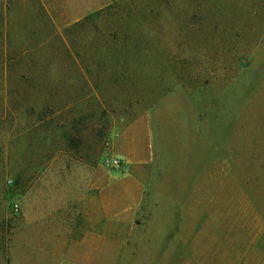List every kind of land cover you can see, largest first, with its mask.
<instances>
[{"label":"rangeland","instance_id":"rangeland-1","mask_svg":"<svg viewBox=\"0 0 264 264\" xmlns=\"http://www.w3.org/2000/svg\"><path fill=\"white\" fill-rule=\"evenodd\" d=\"M0 264H264V0H0Z\"/></svg>","mask_w":264,"mask_h":264},{"label":"crops","instance_id":"crops-1","mask_svg":"<svg viewBox=\"0 0 264 264\" xmlns=\"http://www.w3.org/2000/svg\"><path fill=\"white\" fill-rule=\"evenodd\" d=\"M62 51H60L57 48H52L48 51V60L52 61V60H62V61H66L68 58L65 55V50L62 47ZM71 60V58H70ZM72 61V60H71ZM15 80H19L22 79L19 76L17 78H14ZM44 88L47 91H54V90H60L61 86L60 85H50L47 86L46 84H44ZM97 172L95 170L93 171H86L85 175L89 176V177H96ZM113 177V176H112ZM111 177V178H112ZM109 180V184H107V186L100 190L99 192L96 191V180L94 181H90L88 188H86V191H84L82 194L83 196H81L79 198V201H81V206L79 208L80 212L78 214H74V218L79 216L78 221L77 222H73V224L71 225L72 227V233L73 234H77L79 236H81V233L87 232L88 236L93 234H97V230H98V224L96 223H92V216L95 214L96 211L100 212V215L102 217V224L101 225H105V232H108V227L109 230L113 228V214H114V203H115V196H114V190L113 189V178ZM125 183V185L123 186V188H125L123 192V194L125 195L122 200H124L126 202V204H130L133 203V201H137L139 196H141L142 192H143V185L141 182H139L136 178H126L125 180H123ZM99 194V195H97ZM74 203L71 204H66L68 206H70L69 209H71V207H73L75 209V206H73ZM49 207V209H51V207L48 205L47 208ZM68 209V210H69ZM52 211L49 212L48 215H52ZM68 214V213H67ZM47 215V214H46ZM45 218V217H44ZM82 218L84 220H87V226L85 228H83V223H82ZM46 219V218H45ZM109 224V225H108Z\"/></svg>","mask_w":264,"mask_h":264},{"label":"built area","instance_id":"built-area-1","mask_svg":"<svg viewBox=\"0 0 264 264\" xmlns=\"http://www.w3.org/2000/svg\"><path fill=\"white\" fill-rule=\"evenodd\" d=\"M120 163H121V162H120L119 160H113V161H112V166H113V167H119V166H120Z\"/></svg>","mask_w":264,"mask_h":264}]
</instances>
